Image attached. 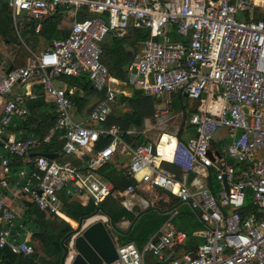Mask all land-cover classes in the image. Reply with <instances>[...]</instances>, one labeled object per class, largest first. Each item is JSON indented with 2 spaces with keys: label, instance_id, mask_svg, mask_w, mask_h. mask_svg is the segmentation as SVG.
<instances>
[{
  "label": "built area",
  "instance_id": "1",
  "mask_svg": "<svg viewBox=\"0 0 264 264\" xmlns=\"http://www.w3.org/2000/svg\"><path fill=\"white\" fill-rule=\"evenodd\" d=\"M5 2L16 24L17 17L29 16L36 31L61 7L73 20L67 37L41 52L30 49L25 65L0 75V248L34 251L33 231L24 214L7 203L8 193L26 195L40 209L62 216L64 197L79 202L86 197L99 206L109 196L127 199L150 187L191 204L206 226L203 241L193 251L180 249L187 235L170 218L142 248L116 244L118 258L111 264H148L149 256L153 264H264V0ZM80 10L89 15L77 19ZM130 27L150 36L140 41L141 52L129 64L128 84L146 95L179 92L201 104L190 115L196 134L188 141L167 132L158 142L133 145L119 125H107L123 90L102 61L101 43L109 33L124 36ZM62 75H87L103 94L89 112L90 123L77 120L78 94L59 84ZM36 86L55 106V124L42 141L23 127L28 103L39 96ZM221 128L228 140L220 153L212 143ZM102 135L112 139L99 146ZM52 136L63 143L50 152L55 157L37 153ZM117 153L132 154L122 171L135 181L124 189L98 172ZM16 158L23 166L11 179ZM193 172L198 176L191 178ZM211 179L219 182L217 190Z\"/></svg>",
  "mask_w": 264,
  "mask_h": 264
},
{
  "label": "trees",
  "instance_id": "2",
  "mask_svg": "<svg viewBox=\"0 0 264 264\" xmlns=\"http://www.w3.org/2000/svg\"><path fill=\"white\" fill-rule=\"evenodd\" d=\"M88 15L89 13L85 10H80L77 19L85 18ZM262 16L264 19V14ZM71 22L72 18L68 17L67 9L61 7L54 15L43 22L40 31H36V21L29 16L17 17L16 25L8 4L4 0H0V42L14 48V59L9 64L13 67L25 65L28 58L32 56L27 46L33 51L41 52L50 47L54 39L67 37L71 30ZM20 36L27 46L21 42ZM149 36L148 30L133 27H130L122 37L109 33L101 43L103 48L102 61L109 72L120 80H126L129 64L142 49L140 41L147 39ZM59 81L68 89L79 87L84 89L87 95L91 93V83L87 75H62ZM124 87L131 92V96H122L121 101L129 104V108L133 113L143 118L154 112V98L152 96L145 95L141 90L127 83ZM74 101L82 109L87 102V98L83 100L76 95ZM28 106V121L23 127L27 129L28 133L33 132L42 141V138L49 133L50 128L54 126L56 121L54 103L52 101L48 102L41 92L36 99L28 103ZM113 123L119 124L125 131L127 139L132 141V138L126 134L128 122H114L108 119L107 125ZM103 136H101L99 146L110 141V137L103 139ZM62 145V141H58L56 136H52L49 142H41L35 150L37 153L46 154L59 150ZM22 166L23 163L20 159L16 158L13 161L10 168L11 179H15V173ZM122 170L124 169L119 163L109 161L98 172L111 181L116 189H124L135 180L126 176ZM212 188L214 189L213 184ZM160 202V211L152 210L142 214L130 233L124 234L113 231L112 236L117 237L119 244L134 242L139 248H142L146 241L171 217L172 214L164 213V210L179 203V200L173 198L170 204ZM25 203L24 217L33 231L29 243L33 245L34 251L26 255L15 253L8 248H0V264H61L64 254L62 239L73 230V227L59 216L40 209L31 200H27ZM100 205L103 206L115 223L122 222L125 219L132 221L136 217V212L139 211L138 209L135 211L128 210L120 200L112 196L106 198ZM99 206L93 201L83 205L76 200L64 197L62 212L74 219L73 221H79L80 218L91 215ZM251 208L252 206L247 200L245 209ZM177 214L176 217L171 218L173 223L190 236L195 230L205 229L206 227L199 213L196 210L193 212L188 206L181 207Z\"/></svg>",
  "mask_w": 264,
  "mask_h": 264
},
{
  "label": "crops",
  "instance_id": "3",
  "mask_svg": "<svg viewBox=\"0 0 264 264\" xmlns=\"http://www.w3.org/2000/svg\"><path fill=\"white\" fill-rule=\"evenodd\" d=\"M68 17L72 18V16L69 13H68ZM72 20H73V18H72ZM71 24H72V22H71ZM20 38H21V42H23L26 45V43L24 42V40L22 39L21 36H20ZM56 39H59V38H56ZM60 39H63V38H60ZM27 47L29 48V50L31 49L29 46H27ZM11 49H12L11 52L13 53L12 56H10V54L7 53L2 59H0V75L4 71H6L9 68V66H13V65L9 64L14 59V48L12 47ZM3 60L6 61L5 64L3 63ZM112 76L117 78L121 82L119 86L121 87L123 92L118 95L117 101L115 104H113L112 111H111L108 119L113 120L114 122H117V121L125 122L126 121L129 123L128 126L126 127L127 128L126 134L132 138V141H129L127 139V137L125 136V131L122 129V127L119 124L113 123V124H117L120 126L119 128H121V130L123 131L124 138L128 142H130L133 145L144 143L147 141L158 142V140L161 138V136L167 132H175L183 141H188L192 136H194L196 134V129L194 126H192L190 124L189 118L193 112L198 111L199 108L201 107V104L197 100H193V99L189 98L188 96L183 95L179 92L173 93L171 96H165V97L152 96L154 98V107H155L154 112L151 115H146L143 118H141L138 114L133 113L131 111V109L129 108V104L121 101L122 96H131V92H129L124 87L126 85V83L127 84L129 83L128 77L126 78V80L123 81L114 75H112ZM128 76H129V70H128ZM58 82L60 85H62L59 80H58ZM72 88H76V92H77L78 96L81 97L83 100H85L87 98V102L82 109H80V107L75 102V105L78 108L77 120L82 122V123H90V121L88 119L89 112H90L92 106L101 97H103V94L101 92H98L97 90H95L92 87V85H91V88H92L91 93L89 95H87L86 91L82 88H79V87H72ZM136 88L139 89L138 87H136ZM35 89L39 92V94L42 92L45 95L42 88L36 86ZM139 90H141V89H139ZM148 96H150V95H148ZM184 97L189 100V102L186 104H184V100H183ZM45 98L48 102H50L49 101L50 99H48L46 95H45ZM177 98L180 99V104L176 103L175 100ZM108 137H110V140L112 139V137L109 135H104L103 139H106ZM227 140H228L227 130L225 128H221L220 137L214 138V141L212 143L213 148L217 151H220V153L224 152ZM108 143H106V144H108ZM102 146H104V145H102ZM159 150L161 153L164 152V149L162 146H160ZM3 153H4L3 151H0V154H3ZM131 159H132L131 153H122V154L117 153L114 155V157L111 161L119 163L124 168V166L128 165V163L131 161ZM167 167L169 169H171L172 171H177V169L175 167H172V166H167ZM99 174L101 175L100 172H99ZM196 176H198L196 173H194V172L191 173V178L196 177ZM104 179L108 182H111V181L107 180L106 178H104ZM212 184L214 185L215 190H217L219 188V182L216 181L215 179H211L210 185L212 186ZM147 191L154 192L156 194H161V198H159L157 200V202H154L153 200H150L148 197L145 196L144 192H147ZM113 198H115V197H113ZM173 198L178 199L169 192H166L163 190H158L155 188L152 189L150 187H143L141 190H139L137 192V194H135L133 196H129V197H127V199H125V197L124 198H116V199L120 200V202L130 211H135L138 209L139 211H137L135 214L137 216L141 212H142V214H145L146 212L152 211V210L160 211V208H159V204H161L160 201H163L164 204H168V203L170 204V202ZM27 200H28V196L23 195V194H21L20 196H13L11 193H8V196H7V203H9L15 210H17L21 214H24L25 207H26L25 202ZM178 200H179V203L175 204L171 208H167L166 210H164V213L172 214L170 218L176 217L178 215L177 213L179 212V209H181V207H183L184 205L190 207L193 210V212L195 211L189 202H185V201H182L180 199H178ZM90 201H92V200L85 197V198H83V201L80 203L83 205H86ZM142 214H140V217L142 216ZM59 217L68 223L71 222V226L73 225L72 226L73 229L77 228L76 225L78 226V221H76V220H75L76 222L73 221L74 219L66 216V214L64 212L62 213V216H59ZM67 218H70V219L68 220ZM139 218H138V220H139ZM170 218L168 220H170ZM89 219H92L93 222L95 220L105 221L107 226L110 228L111 235H112L113 231L117 232V233L128 234L132 231V229L134 228V226L136 224L135 223L133 228L131 230H129L130 225L134 221V219L132 221L125 219L124 221L119 222V223L114 222L116 224V226L118 227V229L120 230L118 232L112 228L109 217H107L105 215V213H103L102 211H99V213L97 215L92 216ZM89 219L87 221H89ZM74 223H77V224L74 225ZM87 223H89V222H87ZM171 223L173 224V226L176 229L181 230L173 223L172 219H171ZM203 230L204 229H197L193 232V234L191 236L187 232H185L184 230H181V231H184L186 233L187 238H186L185 242L183 243V247H181L180 249H185L187 251H193L195 249V247L203 241V236L201 234V232ZM113 239L115 240L116 244H119V241H118L116 236H114ZM147 262H148V264H153V262H156V259L149 256Z\"/></svg>",
  "mask_w": 264,
  "mask_h": 264
},
{
  "label": "water",
  "instance_id": "4",
  "mask_svg": "<svg viewBox=\"0 0 264 264\" xmlns=\"http://www.w3.org/2000/svg\"><path fill=\"white\" fill-rule=\"evenodd\" d=\"M12 67L9 66L7 71L9 72ZM135 71L136 69L134 68L133 72ZM1 145L2 142L0 140ZM46 155L55 157L54 153ZM99 211L109 217L113 229L120 231L103 206H99L91 215L80 218L77 228L67 233L62 239L64 254L61 264H111L118 258L117 245L106 222L95 220L92 223H87V220L97 215ZM140 214L131 223L129 230L133 228Z\"/></svg>",
  "mask_w": 264,
  "mask_h": 264
},
{
  "label": "rangeland",
  "instance_id": "5",
  "mask_svg": "<svg viewBox=\"0 0 264 264\" xmlns=\"http://www.w3.org/2000/svg\"><path fill=\"white\" fill-rule=\"evenodd\" d=\"M11 48H12L11 46H8V45L4 44L3 42H0V59H2L7 53H9L10 56H12L13 53L11 52L12 51ZM183 100H184V104L189 102V100L187 98H185V97L183 98ZM175 101H176V103L180 104V99L179 98H177ZM220 131H221V129H219L215 133L214 138H219L220 137ZM0 151H3L2 147H0ZM144 194H145L146 197H148L150 200H153L154 202H157V200L159 198H161V194H156V193L150 192V191L144 192ZM249 199H250V196H249ZM249 202H250V200H249ZM87 222L91 223V222H93V220L89 219V221H87ZM69 223L71 224V222H69ZM76 224L77 223H74V225H76ZM76 227H77V225H76Z\"/></svg>",
  "mask_w": 264,
  "mask_h": 264
}]
</instances>
